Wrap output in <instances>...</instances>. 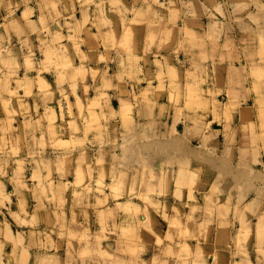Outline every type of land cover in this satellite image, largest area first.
I'll return each instance as SVG.
<instances>
[{
	"label": "clouds",
	"instance_id": "9594fccd",
	"mask_svg": "<svg viewBox=\"0 0 264 264\" xmlns=\"http://www.w3.org/2000/svg\"><path fill=\"white\" fill-rule=\"evenodd\" d=\"M0 264H264V0H0Z\"/></svg>",
	"mask_w": 264,
	"mask_h": 264
}]
</instances>
